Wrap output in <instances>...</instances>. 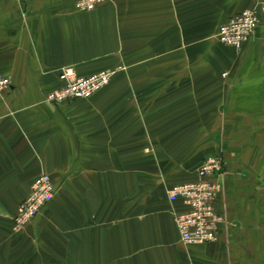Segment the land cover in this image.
Returning a JSON list of instances; mask_svg holds the SVG:
<instances>
[{"label": "crops", "instance_id": "1", "mask_svg": "<svg viewBox=\"0 0 264 264\" xmlns=\"http://www.w3.org/2000/svg\"><path fill=\"white\" fill-rule=\"evenodd\" d=\"M0 0V264H264V0ZM257 13L239 49L220 24ZM112 69L90 98L46 100L58 71ZM224 162L205 244L180 241L174 184ZM41 173L52 199L21 231Z\"/></svg>", "mask_w": 264, "mask_h": 264}, {"label": "built area", "instance_id": "2", "mask_svg": "<svg viewBox=\"0 0 264 264\" xmlns=\"http://www.w3.org/2000/svg\"><path fill=\"white\" fill-rule=\"evenodd\" d=\"M107 0H75L77 11H89ZM258 16L252 9H243L219 25L218 40L235 49L251 39L257 30ZM113 70L106 68L87 75H78L71 65L58 71L60 86L46 95L53 103L90 98L109 84ZM11 83L9 76L0 74V93ZM224 162L220 155L203 158L196 170V178L174 184L167 192L170 202H181L185 209L173 211L180 241L185 245L205 244L219 237L220 227L228 225L226 217L215 209V200L222 191ZM54 186L47 173H41L31 183L28 194L18 202L12 216V230L21 231L52 199Z\"/></svg>", "mask_w": 264, "mask_h": 264}]
</instances>
